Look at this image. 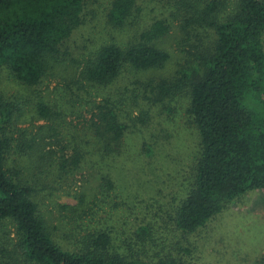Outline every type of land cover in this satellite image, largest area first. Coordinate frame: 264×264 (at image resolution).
Listing matches in <instances>:
<instances>
[{
    "label": "rangeland",
    "instance_id": "obj_1",
    "mask_svg": "<svg viewBox=\"0 0 264 264\" xmlns=\"http://www.w3.org/2000/svg\"><path fill=\"white\" fill-rule=\"evenodd\" d=\"M110 1L85 0L82 24L59 53L47 56L39 85L27 88L0 66V94L13 109L2 128L9 176L32 189L40 218L64 250L98 253L93 240L105 233L111 241L105 255L148 264H264V190L226 203L195 233L173 224L193 189L199 156L187 114L189 85L205 70L203 60L216 42L208 23L230 20L236 0H219L217 14L205 23H185L180 0H149L134 27L139 34L152 19L167 20L169 33L154 44L168 61L147 71L125 63L112 82L93 84L81 77L83 69L101 45L122 36L106 24ZM185 1L201 11L206 0ZM162 85L168 94L160 102L151 90ZM41 103L49 109L46 119L37 113ZM104 104L127 126L119 152L98 142L92 126ZM84 148L77 167L72 154ZM18 243L14 223L1 222L0 260L18 261Z\"/></svg>",
    "mask_w": 264,
    "mask_h": 264
},
{
    "label": "trees",
    "instance_id": "obj_2",
    "mask_svg": "<svg viewBox=\"0 0 264 264\" xmlns=\"http://www.w3.org/2000/svg\"><path fill=\"white\" fill-rule=\"evenodd\" d=\"M153 1L162 4L165 0ZM180 1L185 5L180 7L185 23L195 19L205 23L220 7L219 0H206L198 11L195 1ZM148 2L110 1L106 24L126 41L113 39L101 45L81 73L84 80L108 84L125 63L136 71H147L168 61L169 54L154 44L169 33L167 20L152 19L139 34L134 27ZM84 5L85 0H0V66L27 88L39 85L47 56L59 53L82 24ZM235 7L230 20L208 23L215 29L216 42L203 60L205 70L189 85L187 114L196 132L199 156L193 189L173 220L175 229L186 234L205 227L226 203L264 190V0H236ZM164 88L152 87V97L162 102L164 92L168 94ZM37 113L40 118L49 117L42 103ZM12 114L0 94V223H14L20 255L18 261L0 260V264H148L135 257L105 255L111 243L105 233L93 240L98 253H74L54 242L38 214L32 189L14 182L6 167L9 143L2 128ZM94 116L98 142L104 141L106 149L114 145L119 152L126 124L108 104L98 107ZM84 151H74L70 162L78 167Z\"/></svg>",
    "mask_w": 264,
    "mask_h": 264
}]
</instances>
